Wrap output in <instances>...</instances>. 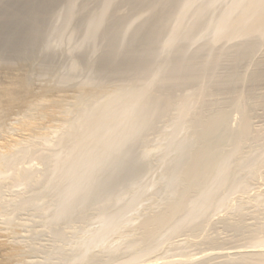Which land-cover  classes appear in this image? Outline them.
<instances>
[{
  "label": "bare ground",
  "instance_id": "obj_1",
  "mask_svg": "<svg viewBox=\"0 0 264 264\" xmlns=\"http://www.w3.org/2000/svg\"><path fill=\"white\" fill-rule=\"evenodd\" d=\"M57 5L62 9L55 11ZM20 6L12 22L0 15V264H49L48 257L33 259L36 248L22 244L27 234L8 215L39 211L46 200L40 217L56 240L64 238L53 228L60 223L92 211L99 221L84 240L66 244L79 249L71 259L53 246L60 264H134L186 228L216 226L250 246L207 233L182 240L176 250L237 248L159 264H264V219H246L243 210L254 209L264 192L216 220L202 219L235 157L247 162L244 178L264 175V154L248 145V137L264 135L251 120L264 108V0H24ZM61 60L68 62L64 72ZM228 107L236 116L226 123ZM162 122L169 130L161 133L165 148L159 146L164 197L141 211L136 227L126 225L127 202L146 193L143 173L153 153L141 148ZM7 183L22 189L3 202ZM238 189H246L242 178ZM125 228L119 244L105 243Z\"/></svg>",
  "mask_w": 264,
  "mask_h": 264
},
{
  "label": "rangeland",
  "instance_id": "obj_2",
  "mask_svg": "<svg viewBox=\"0 0 264 264\" xmlns=\"http://www.w3.org/2000/svg\"><path fill=\"white\" fill-rule=\"evenodd\" d=\"M17 2L21 4L22 2H24V0H5V1L0 0V15L3 16V20L1 22L7 24L9 22H12L19 15V10L22 8V6L17 8ZM35 3H34V6H35ZM58 9L59 10L62 9V6L61 7H60V5L55 6V11H58ZM29 15H30V13H29ZM25 17H27V16H25ZM29 18H31V17H29ZM0 26H2V24H0ZM4 30H7V27ZM78 39H79V37L74 38L73 43L77 44L79 41ZM60 49L65 50V42H63L62 48H60ZM67 63L68 62H66V60H65V62L63 60H61V64H60L58 70L64 72L63 69H65V68H62V67H64V66L66 67ZM85 75H86V73H85ZM263 87L264 86H262V88L261 87L259 88L260 93L263 92V91H261L262 89H264ZM225 111H227V117L225 120L226 123L235 118L236 114L233 112L234 110L232 108L228 107V108H226ZM253 112H255L254 114H256V115L252 116V118H251L252 123H253V130L254 131L257 129H263L264 130V108L263 109L257 108ZM158 128H159V130L157 132H154V134L153 133L149 134V136H148L149 138L147 137L148 142L146 141L144 147L141 148V150H142L147 145V147L145 149H147L148 151L152 150L151 154L153 153V155L149 159V165L146 168V172L143 173L144 179L142 181V187L144 190H146V193L141 198H139L136 202H133V201L127 202L126 207H128L130 209H129V213L127 214V217H126L127 219L124 218V223L126 225L136 227V225L138 224V217H139L141 211H143L145 208H148V206L151 203H153L154 200H157L158 197L161 198L163 196V188H162V184H161L162 180L160 181V178H161L160 173H162L160 156H161L162 151L164 150L162 148H165V146L167 144V142H166L167 140H166V138L163 137L162 134H164L165 132H167L169 130H168V124L166 122L160 123ZM161 129H162V131H161ZM160 137H162L163 139L161 138V140H160L159 139ZM256 138L257 137H255V135L248 137V145H249L250 149H252V153H254L256 155H262V154H264V135L257 138V139ZM156 142H158V143H156ZM161 145H163L164 147H162L160 149L159 146H161ZM149 148H151V150H149ZM152 148H154L155 150ZM157 148L160 150L157 151ZM145 149H143V150H145ZM156 154H157V156H156ZM253 160L255 161V159H253ZM262 160L264 161V158H262ZM31 161L27 162V164H30L31 166L35 165L36 169L38 168L37 166H39V169L41 170V166L38 165L37 161H34V160H31ZM246 163L247 162L244 163V160L240 156H237L233 159V161L230 165V173L227 175L225 182H224V185L217 191V194L211 198L209 209L207 210L206 214L202 217L204 222H209L211 220H214L215 218L218 219L220 216L221 217L224 216V214H226L229 210H232V208L234 206L242 203L243 200L246 197H248V195L251 197V195L253 196L256 193L258 195V193L264 192V187H262V184L264 186V175L254 177L252 179L243 177V175H242L243 169L242 168L244 165L246 167ZM241 178L244 180V183H246V189L244 191H241L239 189L237 191H235L234 187L236 186L237 181H239ZM150 183H155V184L157 183V187L155 189L151 188V190H150V188H149ZM7 184H9L10 186L7 187L6 186ZM7 184L4 185V187L6 186L5 188L2 187V189L6 190L7 192L1 190V193H2L1 200H3V202L8 201L7 199L9 197H10V199L13 198V196H15L16 193H19V191L21 192V189H22V187H20V186L16 185L14 187V185L12 184L13 187H11L12 185L10 183H7ZM257 187H259V188H257ZM7 189H9V190H7ZM11 190H13V191H11ZM258 191H261V192H258ZM3 192H6V193H3ZM47 202H48V200L41 201L38 204L39 211H34L32 209H31L32 211L30 209H29L30 211L26 210L27 212H24V211L23 212L8 211V215H10L9 217L11 218L12 221L14 220L13 222H15V223L17 222V224L22 226V230H21L22 235L24 233L27 234V237L25 236V234L23 235L26 237V239L23 238L25 241L22 239V244H24L25 246H28V247H32L34 249L36 248V250L39 252L38 253L36 251L37 255H36V253L33 255V259H35V261L40 262L42 260L41 263H44L45 258L48 257L47 259H48L49 264H60L61 257L59 255H56L57 253L54 251L56 248H54V247L60 248L62 250L65 248L63 250L65 256L63 258H65V257L68 258V259L65 258L66 260L71 259L72 257H74L75 255L78 254V251L76 252V250L78 248L77 249L76 248L70 249V246H66V244L68 242L74 243V242H81L82 240H84V238H86L88 236V232L90 230L98 228V226H99L98 222L99 221L94 218L96 212L92 211L91 213L86 214V218L84 220H76L75 222L71 223L70 225H65V224L60 223L53 228L61 231L64 238L61 240H56L55 237L50 233L49 225H47L48 219H44L43 218L44 216L40 217L41 212H42L41 209L46 207ZM259 205H264V194H262L259 198H256L255 200H253L250 207L255 206L254 209H249L248 206H245L243 208L244 212H248V214H249V217H247L246 219H250L251 216H255L259 220L264 219V210ZM36 212H38V213H36ZM30 213H31V215L28 216V214H30ZM14 214H17V215H15V217H14ZM27 216L29 217V219L27 218ZM23 218H25V219H23ZM41 219H43L44 223H43V221L42 222L40 221ZM129 219H131V221ZM132 219H133V221H132ZM30 220H31V222H30ZM18 221H20V222H18ZM38 221H39V223H37ZM25 222H27L29 225H27V223H25ZM32 222H34V223L32 224ZM40 223H43V224H40ZM31 224L33 226L35 224V226L33 227ZM37 225H40V226H37ZM189 228L184 229L179 234V236L181 235L180 237H178V235H176V236H174V238L173 237L170 238L169 241L172 240L171 243L173 244V246H172V244L168 243L169 241H167L162 247H160L151 256L146 257L144 259H141L140 261H138L134 264H147V263H150V264H157L158 263L159 264V263H163L162 261L165 262V261H170V260H176V259L180 258V255H183V256L186 255L187 256L189 254V256H192V253H193V255H194V253H197V255H198V251H201L202 253L205 251H206L205 253L210 252V249H217L216 251H220V249L226 250L227 248L228 249L235 248L236 245H237V247H240V246L249 247L250 243H251V241L248 240L247 238L246 239L241 238V240H239V239L236 240L237 238L235 237V235L232 232H230L229 230H226V229L224 230V228H222L221 226H216V227H214V229L210 227L208 229H203L202 231L195 230L194 232H191ZM209 229L211 231H209ZM221 229H223L224 231L223 230L221 231ZM127 231H128L127 228H125V229H120L116 234L115 233L111 234V235L109 234L108 237L106 238L105 243L112 245V246H116V243L117 244L120 243L118 241V239L121 237H124ZM215 231H217V232L215 233ZM207 233H208V236H210V237L219 236V237L225 238L224 237L225 235H227L226 237L232 236L234 239L236 238L235 240L238 241L239 243H237L236 241H235L236 245L235 244L233 245V243H232L231 246L233 245L234 247L233 246L230 247V245H224V246H220V247L216 248L215 245L210 244L208 246H206V245L195 246V247L194 246H184L185 248L184 247L181 248V251H179V249L176 250L175 246L179 242H181L182 240H184V239L193 240V239H195V237H197L195 240H197V239L201 240L203 238V236L207 235ZM128 234L129 233L127 232L126 235H128ZM211 234H213L214 236ZM35 235H37V236H35ZM119 235H121V236L119 237ZM182 235L184 237H182ZM185 236L186 237L188 236V237L185 238ZM63 244H65V246ZM166 246H168V247H166ZM197 247H199V248H197ZM194 248H196V249L194 250ZM171 250L172 251L174 250V251L172 252ZM71 255H72V257H71ZM36 256L38 257L37 260H36V258H37ZM198 256H200V253ZM69 257H71V258H69ZM125 257H126L125 255H122V256H120L119 259H124ZM150 258H152V260ZM103 259H105V258H103ZM44 264H46V262ZM105 264H108V262H106Z\"/></svg>",
  "mask_w": 264,
  "mask_h": 264
}]
</instances>
